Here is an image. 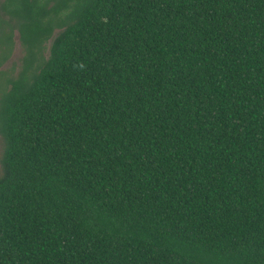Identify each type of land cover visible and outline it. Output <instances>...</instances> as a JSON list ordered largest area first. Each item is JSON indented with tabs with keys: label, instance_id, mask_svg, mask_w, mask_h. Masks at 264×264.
Masks as SVG:
<instances>
[{
	"label": "trees",
	"instance_id": "16d2710c",
	"mask_svg": "<svg viewBox=\"0 0 264 264\" xmlns=\"http://www.w3.org/2000/svg\"><path fill=\"white\" fill-rule=\"evenodd\" d=\"M17 3L0 264H264V0Z\"/></svg>",
	"mask_w": 264,
	"mask_h": 264
},
{
	"label": "rangeland",
	"instance_id": "374dc122",
	"mask_svg": "<svg viewBox=\"0 0 264 264\" xmlns=\"http://www.w3.org/2000/svg\"><path fill=\"white\" fill-rule=\"evenodd\" d=\"M0 0V90H3L8 85V81L12 80L23 67V58L25 54L29 51V46L24 47L23 44L17 39V32L21 16L24 14L23 7L21 3H17L20 0ZM47 0H37L39 5L44 4ZM53 2V5L62 4L64 2H70L69 6L74 7L76 4H81L83 0H49ZM34 0H30V5H32ZM37 3V5H38ZM52 7V6H51ZM9 10L14 11L16 14L11 13L16 19L11 18L9 15ZM51 14V13H50ZM40 18L42 22H46L51 18L54 24L65 23L67 18V10L62 11L58 16L50 15ZM19 16V17H18ZM15 30V32H13ZM60 30H56L54 35H56ZM50 46V41L44 45L42 50V57L45 59L48 56V50ZM32 53L36 54L38 52V47L31 49ZM0 152H1V138H0Z\"/></svg>",
	"mask_w": 264,
	"mask_h": 264
},
{
	"label": "crops",
	"instance_id": "0c3cea01",
	"mask_svg": "<svg viewBox=\"0 0 264 264\" xmlns=\"http://www.w3.org/2000/svg\"><path fill=\"white\" fill-rule=\"evenodd\" d=\"M5 2V0L3 1V3ZM10 15V14H9ZM11 18L15 19L14 17H12V15H10ZM15 32V31H14ZM17 32V31H16ZM18 34V33H17ZM17 39H19V37L17 36Z\"/></svg>",
	"mask_w": 264,
	"mask_h": 264
}]
</instances>
